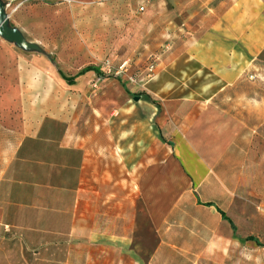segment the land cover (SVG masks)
Returning <instances> with one entry per match:
<instances>
[{
  "label": "crops",
  "instance_id": "1",
  "mask_svg": "<svg viewBox=\"0 0 264 264\" xmlns=\"http://www.w3.org/2000/svg\"><path fill=\"white\" fill-rule=\"evenodd\" d=\"M175 2L187 28L147 87L21 137L0 264H209L222 213L264 208V0Z\"/></svg>",
  "mask_w": 264,
  "mask_h": 264
},
{
  "label": "rangeland",
  "instance_id": "2",
  "mask_svg": "<svg viewBox=\"0 0 264 264\" xmlns=\"http://www.w3.org/2000/svg\"><path fill=\"white\" fill-rule=\"evenodd\" d=\"M0 7L27 43L0 32V176L21 137L44 117H81L120 102L121 85L140 93L172 60L187 28L175 0H0ZM88 66L115 78L88 72L69 85L61 76ZM235 203L237 230L213 240L209 264H264V208L254 194L246 208Z\"/></svg>",
  "mask_w": 264,
  "mask_h": 264
},
{
  "label": "trees",
  "instance_id": "3",
  "mask_svg": "<svg viewBox=\"0 0 264 264\" xmlns=\"http://www.w3.org/2000/svg\"><path fill=\"white\" fill-rule=\"evenodd\" d=\"M88 72H94V73H96V74L99 75V76H104V77H108V78H109V77H111V78H112V77L115 78V77L112 76V75H104L102 69H101L99 66H88V67L84 68L83 70H81L77 75L72 76V77H67V76H65V75L62 74V73H61V76H62V78H63V79L69 84V85H74V84L76 83V79H77L78 77H80V76H82V75H85V74L88 73ZM222 214H223L224 219H227V220L230 221V223H231V225H232V228H233L234 232H236L237 227H236V225L234 224V222H233L230 218H228L224 213H222ZM246 240H248V241H255L257 244L261 245V242L258 240V238H255V237H253V236H249V237H247Z\"/></svg>",
  "mask_w": 264,
  "mask_h": 264
},
{
  "label": "water",
  "instance_id": "4",
  "mask_svg": "<svg viewBox=\"0 0 264 264\" xmlns=\"http://www.w3.org/2000/svg\"><path fill=\"white\" fill-rule=\"evenodd\" d=\"M0 32L4 34L7 38L15 39L20 43L27 44L21 32L16 28L9 25L7 21V17L3 14L2 9L0 7ZM136 99L139 97L136 96Z\"/></svg>",
  "mask_w": 264,
  "mask_h": 264
}]
</instances>
